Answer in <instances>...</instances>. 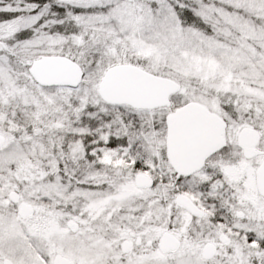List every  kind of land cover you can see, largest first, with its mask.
Masks as SVG:
<instances>
[{
	"label": "snow or ice",
	"instance_id": "snow-or-ice-1",
	"mask_svg": "<svg viewBox=\"0 0 264 264\" xmlns=\"http://www.w3.org/2000/svg\"><path fill=\"white\" fill-rule=\"evenodd\" d=\"M0 264H264V0H0Z\"/></svg>",
	"mask_w": 264,
	"mask_h": 264
}]
</instances>
